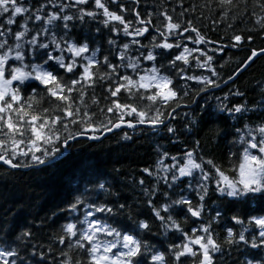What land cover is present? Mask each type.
I'll return each instance as SVG.
<instances>
[{"label": "snow or ice", "instance_id": "obj_1", "mask_svg": "<svg viewBox=\"0 0 264 264\" xmlns=\"http://www.w3.org/2000/svg\"><path fill=\"white\" fill-rule=\"evenodd\" d=\"M48 2L52 3L53 0ZM92 2L95 10L77 8L78 5L87 4L88 0H75L74 3H61L58 11L49 10L46 14L41 11L45 7L44 4H40L32 11L31 16L35 21H42L43 25H51V29L41 27L38 30H30L27 24L29 17L25 16L24 23L20 25L21 30L13 33L10 26L13 25L15 18L29 13V8L18 4L17 0H0V19L4 21L0 23L2 165L11 169L44 165L60 155L57 144L68 146L76 136L89 135V129L92 139H97L98 136L113 129H120L122 125L133 131L137 126L144 125L154 129L163 127L168 133L175 135L176 130L170 118H175L177 110L188 102L190 95H199L208 85L216 87V81L211 76L219 74L213 66V56L208 55L202 47H189L183 42L192 41L194 45L209 43L190 20L186 22V27H182L181 23L173 22L172 17L164 13L166 22L156 26L152 25L151 12H148L145 18H141L140 12L132 8L133 20L140 26L130 31L133 20H125L124 15L120 14L128 11L123 3H119L118 13L108 7V3L115 5L118 0ZM134 2L139 5V0ZM56 3H60V0H56ZM232 6L233 0H219L221 15H226L224 9ZM70 8L77 9L75 15L65 14V9ZM98 14H102L103 17L99 23L110 32H123L126 37L132 38L120 45L119 50L113 54L119 63H111L107 55L102 59L98 58L99 49L90 51L87 40L77 42L72 38L64 39L69 28L67 22L74 19L83 22L85 16L94 19ZM56 21H62V27H58L54 23ZM115 22H119V26ZM150 28L155 29L156 35L150 34ZM57 30L64 35L58 37ZM96 31L99 32L100 29L97 28ZM146 33L151 35L147 46L141 45V39L145 38ZM185 33L187 35H183ZM157 36L161 38L158 43ZM181 36L183 40L179 38ZM169 37L174 43L169 42ZM9 39L12 40V44L8 43ZM252 39L251 35L233 34L229 37L227 46L236 48L240 42ZM108 43L114 45L115 41L109 39ZM213 43L218 45L212 49L214 53L224 51V46H219L218 41ZM130 46L138 52L137 56L129 55ZM156 49L159 53L154 51ZM168 50H175L177 54L172 55ZM56 51L60 54L53 55ZM249 51L250 54L239 62L232 75L228 77L229 81L242 70H246L258 55H264V48ZM65 53L70 54L67 60ZM168 56H171V59H167ZM37 58H41V63L26 62ZM143 61L150 62L151 66H145ZM193 61L195 68L211 69V76L189 74L186 69L193 66ZM178 62H181L183 67H177ZM94 67L96 70H93ZM101 67L106 71H100ZM128 69L132 70L131 74L128 73ZM162 69L174 71L175 77L184 81L179 90L173 76L165 74ZM189 81H197L203 87L192 88ZM97 84L106 93L103 95L106 103L102 107L94 91ZM89 88L92 89L90 96ZM231 94L225 93L224 98L227 99ZM235 94L243 95L239 91ZM86 96H89L91 104L85 103ZM218 107L220 111L228 112L230 115L249 111L243 105H233L229 108L222 102ZM70 126L75 127V136L68 131ZM236 131L239 133L238 140L242 144V150L239 153L229 152L227 158L229 167H222L213 159L198 155L197 148L200 145L198 140L193 142L192 148H186L171 156L170 165L163 166L165 180L170 172L172 181L178 180L177 172L183 177L192 176L194 170H198L195 188L199 202L195 206L189 197L180 196L178 199H172L168 192L160 193L167 202L154 205L151 197L157 194L156 186L153 185L152 191L149 192L147 188H143L144 181L142 179L138 181L147 197L146 203L163 231L167 233L169 230H175V233L179 234V242L168 244L165 252L158 250L151 254V261L158 264H216L215 254L222 251V245L231 247L244 242L253 249L264 248V215L249 216L247 224L238 216H233L232 219L241 226L240 230L234 233L232 228H227L225 239L219 241L213 228V221L220 213L203 222L196 221V226L190 227L188 231L184 230L180 220L172 214L183 211L184 218H188L189 214L190 217L200 218L204 209L203 202L208 194L209 181L216 185L215 191L226 193L230 197L258 194L264 199V119L255 126L245 124L243 131L241 129ZM124 138L129 139L126 132ZM163 155L169 156V153L165 152ZM25 159L27 163L16 162ZM143 171L152 175L148 168ZM105 183L106 181H101L95 187L108 191ZM168 187L172 188L173 185L169 183ZM192 188L191 184L187 186V190ZM81 208L84 210L82 217L72 216V213L79 212ZM124 208V204L113 207L107 203H87L82 196L75 197L67 204L70 218H66L68 222L61 226L60 234L55 237V241H50L47 245V251L53 253L54 242L66 244L69 250L74 248L82 250L86 259L79 258V252L77 258H69L68 253L63 250L59 252V256L63 258L59 262L55 256L49 259L42 246L32 243L35 236L31 228L21 229L11 240L7 239L5 231L0 230V264H30L29 252L33 257L39 255L48 261V264H146L144 257L151 249L147 241H143L140 236L143 230H150L149 222L138 221V230H123L107 222L109 218L114 219L119 215ZM250 228L258 231L246 236ZM37 248L40 250L37 251ZM21 252L24 255H21ZM35 264L42 262L36 261ZM244 264H264V258L247 259Z\"/></svg>", "mask_w": 264, "mask_h": 264}, {"label": "trees", "instance_id": "obj_2", "mask_svg": "<svg viewBox=\"0 0 264 264\" xmlns=\"http://www.w3.org/2000/svg\"><path fill=\"white\" fill-rule=\"evenodd\" d=\"M74 2L75 0H60V3H56V0L52 3L48 0H17L18 4L29 8V13L18 15L15 18L13 25L10 26L12 32L21 30L20 25L24 23L25 16L29 17L27 24L30 30H38L41 27L51 29V25H43L42 21H35L31 16L32 11L40 4H44L45 7L41 11L46 14L49 10L58 11L61 3ZM119 3H123L128 11L120 13ZM79 7L95 10L92 0H88L85 5L77 6ZM108 7L112 11L123 14L125 20H133L132 8L140 12L141 18H145L147 13L151 12L153 14L152 25L156 26H161L166 22L164 13L171 16L173 22L181 23L182 27H186V22L190 20L200 34L209 40V43L202 42L201 45H194L192 41L183 42L189 47H202L208 55H212L213 66L219 75L211 76L209 68H195L194 61L193 66L186 70L192 75L211 76L216 81V87L208 85L206 90L200 92L199 95H190L188 102L177 110L175 118H170L176 130L175 135L168 133L163 127L154 129L144 125L137 126L135 131L127 126L113 129L111 132L98 136L97 139H92L89 129V135L76 136L78 138L70 141L68 146L57 144L60 155L44 165H30L18 169L0 165V230L5 231L7 239L11 240L21 229L31 228L35 236L32 243L42 246L49 259L55 256L59 262L63 259L59 256L61 250L68 253L69 258H77L79 252V258L86 259L82 250L75 248L69 250L66 244L54 242L52 243L53 253L47 251V245L50 241H55V237L60 234L61 226L68 222L66 218H70L67 204L77 196H82L87 203H107L113 207L117 204H124V210L114 219L109 218L107 222L123 230H138V221L147 220L150 230H143L140 238L147 241L151 252L144 259L146 264H158V262L151 261V254L158 250L165 252L168 244L179 242V234L175 233V230H169L167 233L163 231L159 221L154 218L147 205V197L138 181L142 179L143 188H147L149 192L152 191L153 185L156 186L157 194L151 197L154 205L158 206L160 203L167 202V199L162 198L160 193L168 192L172 199H178L180 196L189 197L195 206L199 202L195 188L198 170H194L192 176L183 177H180L177 172L179 178L176 181L171 180L169 172L165 180L166 173L163 166L172 163L170 157L186 148H192L193 142L198 140L200 141L197 148L198 155L211 158L222 167H229L227 163L229 152L239 153L242 150L236 129L243 131L245 124L255 126L257 122L264 119V110H262L264 109V83H262L264 82V55L254 58V62L246 70L233 76L231 81L228 80L239 62L250 54V49L264 48V28H262L264 0H233V6L224 9L226 15H221L219 0H139V5L135 4L134 0H118L115 5L108 3ZM76 12L77 9H65V14L75 15ZM101 19H103L102 14H98L94 19L85 16L83 22L79 19L67 22L69 28L64 39L72 38L77 42L87 40L90 51L99 49L98 58L102 59L107 55L111 63H119L113 54L119 50L120 45L132 38L126 37L123 32H110L108 28L99 23ZM0 23H4L3 19H0ZM54 23L58 27H62L63 24L62 21ZM115 23L119 26V22ZM139 26V23L133 20L129 30ZM97 28L100 29L99 32L96 31ZM149 32L151 35H156L154 28H150ZM56 34L58 37L64 35L59 30ZM150 34H145V38L141 39V45H149ZM233 34L251 35L253 39L240 42L236 48L228 47L229 37ZM192 35L195 38V34ZM179 38L183 40L182 36ZM109 39L115 41V44L109 45ZM160 39L157 36L156 42L158 43ZM217 41L219 46H224L223 52L214 53L212 51L218 46L217 43H213ZM169 42L174 43L171 37H169ZM8 43L12 44V40L9 39ZM154 51L159 53L158 49ZM168 51L172 52V55L177 54L175 50ZM59 54V51L53 52V55ZM69 55L65 53L66 60ZM129 55L137 56L138 52L130 46ZM167 59H171V56ZM26 62L41 63V58L34 61L26 60ZM143 63L147 67L151 66L148 61H143ZM159 63L158 55L157 66ZM177 67H183L182 63L178 62ZM93 70H96L95 67ZM99 70L106 71L103 67ZM162 71L173 76L177 90L184 84L183 80L175 77L174 71L167 69H162ZM131 72L132 70L128 69V73L131 74ZM223 83L225 84L220 87ZM189 84L192 88L203 87L197 81H189ZM106 86L105 82V88ZM94 91L102 107L106 103L103 99L106 93L99 84ZM237 91L243 95H236ZM91 93L92 89L89 88V96ZM225 93L232 94L225 99ZM89 96L85 97L87 104H91ZM122 102H124L123 98ZM221 102L229 108L233 105H243L249 111L230 115L228 112L220 111L218 105ZM68 131L76 135L75 127L70 126ZM125 132L129 139L124 138ZM165 152L169 153V156H164ZM16 162L27 163V159ZM145 168H148L152 175L145 173L143 171ZM89 180L91 183H87ZM101 181H106L105 188L108 191L95 187ZM169 183L173 185L172 188L168 187ZM189 184L193 186L191 190H187ZM215 188L216 185L209 181L208 194L203 202L204 209L200 218L190 217V214L188 218H184L183 211L172 213L180 220L185 231L196 226V221L203 222L216 217V213H220L213 221V228L218 240L223 241L227 228H232L234 233L241 228L232 219L233 216H238L247 224L249 216L264 215V199H261L258 194H249L247 197H230L226 193L215 191ZM83 211L81 208L79 212L72 213V216L82 217ZM161 214H164L163 211ZM253 231H258V229L250 228L246 236ZM39 250L40 248H37V251ZM21 255L24 253L21 252ZM262 258H264V248L253 249L244 242L231 247L222 245V251L215 254L216 264H244L247 259ZM28 259L30 264H35L36 261L48 264V261L39 255L33 257L31 252H29Z\"/></svg>", "mask_w": 264, "mask_h": 264}, {"label": "water", "instance_id": "obj_3", "mask_svg": "<svg viewBox=\"0 0 264 264\" xmlns=\"http://www.w3.org/2000/svg\"><path fill=\"white\" fill-rule=\"evenodd\" d=\"M258 56H259V55H258ZM228 82H229V81H228ZM224 84H225V83L221 84L220 87H221L222 85H224ZM122 127H126V125H122ZM122 127H121V128H122ZM77 138H78V137H76V139H77ZM0 165H2V163H0ZM5 166H6V165H5ZM6 167H8V166H6ZM8 168H9V167H8Z\"/></svg>", "mask_w": 264, "mask_h": 264}]
</instances>
